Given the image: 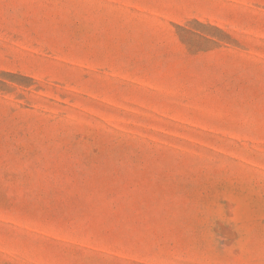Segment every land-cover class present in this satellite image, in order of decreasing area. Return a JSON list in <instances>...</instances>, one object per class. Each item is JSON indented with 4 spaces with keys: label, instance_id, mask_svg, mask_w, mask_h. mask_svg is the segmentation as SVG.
<instances>
[{
    "label": "rangeland",
    "instance_id": "rangeland-1",
    "mask_svg": "<svg viewBox=\"0 0 264 264\" xmlns=\"http://www.w3.org/2000/svg\"><path fill=\"white\" fill-rule=\"evenodd\" d=\"M0 264H264V0H0Z\"/></svg>",
    "mask_w": 264,
    "mask_h": 264
}]
</instances>
